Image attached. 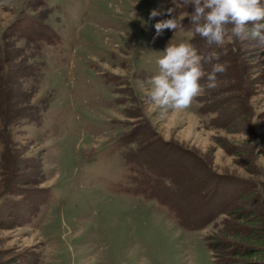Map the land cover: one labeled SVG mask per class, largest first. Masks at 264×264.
Wrapping results in <instances>:
<instances>
[{"label": "rangeland", "instance_id": "374dc122", "mask_svg": "<svg viewBox=\"0 0 264 264\" xmlns=\"http://www.w3.org/2000/svg\"><path fill=\"white\" fill-rule=\"evenodd\" d=\"M168 8L183 27L157 35ZM193 11L0 0V264H215L208 245L242 225L230 211L264 226V47L208 46ZM169 42L226 67L183 110L148 95Z\"/></svg>", "mask_w": 264, "mask_h": 264}, {"label": "clouds", "instance_id": "9594fccd", "mask_svg": "<svg viewBox=\"0 0 264 264\" xmlns=\"http://www.w3.org/2000/svg\"><path fill=\"white\" fill-rule=\"evenodd\" d=\"M182 2L186 6L194 7V11L187 18L195 33L203 38L208 46L223 47L226 36L230 33L232 38L252 39L258 46L264 47L262 0H182ZM174 13V8H168L165 14L170 18L155 24L157 35L162 34L165 29L175 32L183 27L182 18ZM161 14L154 9L150 13V18ZM248 25H251L250 29ZM213 60H219L216 51L202 56L188 42H181L178 45L169 42L157 60L159 73L152 78L153 88L148 93L149 98L164 110L189 108L194 98L200 96L205 87L214 89L217 86V74L226 71L224 64H213ZM203 63L212 65L206 76V85L200 83L205 77Z\"/></svg>", "mask_w": 264, "mask_h": 264}, {"label": "trees", "instance_id": "16d2710c", "mask_svg": "<svg viewBox=\"0 0 264 264\" xmlns=\"http://www.w3.org/2000/svg\"><path fill=\"white\" fill-rule=\"evenodd\" d=\"M141 188L147 192L149 197H155L150 192V190L152 191L151 188L147 186ZM163 204L167 205L166 203ZM171 210L178 217L181 225L188 228H202L203 225L189 222L180 211L178 212L174 208ZM229 215L238 223L241 222L242 225L237 224L233 231L222 233L221 239L217 238L208 245V249L213 252L216 259L215 264H264V226L260 217L236 209L230 211ZM225 238H230L231 241H221Z\"/></svg>", "mask_w": 264, "mask_h": 264}, {"label": "bare ground", "instance_id": "6f19581e", "mask_svg": "<svg viewBox=\"0 0 264 264\" xmlns=\"http://www.w3.org/2000/svg\"><path fill=\"white\" fill-rule=\"evenodd\" d=\"M88 184V183H87ZM76 185V184H75Z\"/></svg>", "mask_w": 264, "mask_h": 264}]
</instances>
